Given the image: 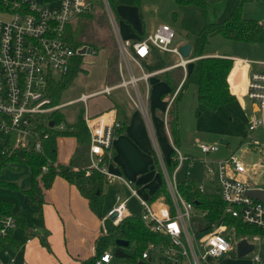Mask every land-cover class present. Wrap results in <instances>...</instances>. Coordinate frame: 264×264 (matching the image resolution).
<instances>
[{
	"label": "built area",
	"instance_id": "2783aa9c",
	"mask_svg": "<svg viewBox=\"0 0 264 264\" xmlns=\"http://www.w3.org/2000/svg\"><path fill=\"white\" fill-rule=\"evenodd\" d=\"M103 3L115 33L120 62L128 68V63L132 61L142 70L140 77L130 74L128 79H122L114 86H105L104 90L109 93L115 87L124 88L133 105L147 119L148 113L143 103L148 98L149 88L145 87L142 95L133 87L136 97H132L128 87L153 75L143 71L140 60L152 50L172 53L178 57V62L168 68L180 66L185 78L186 67L194 58L182 57L179 46H171L175 31L168 25L157 27L137 41L123 39L116 28V18L109 1L103 0ZM93 9L92 0H0V145L3 150L27 147L42 152V138L36 132V127L43 124V116L47 123L51 114L60 109L59 105L51 104L47 85L59 81L69 72L76 55L83 58L87 52V46L74 48L69 43L68 26L81 15L92 13ZM83 47L85 51L81 54ZM95 52L93 49L92 53ZM236 61L247 63L245 60ZM234 87L238 91H233L231 85L230 90L236 97H246L255 106V116L247 124V130L251 132L262 127L264 131V71L250 72L243 84ZM179 89L175 90L163 115L170 157L165 160L161 150L157 149L155 158L162 176L163 191L153 199L150 198L152 194L148 198L142 197L131 180L108 171L105 163L111 159L112 143L123 127L113 108L96 115L83 113L89 136V163L85 172L88 175L98 171L107 181H118L129 191L128 197L123 199L116 195L114 205L102 218V223L105 218H110L113 226H117L132 215L127 209L128 200L137 198L140 204L138 216L151 232L161 237V241L147 244L143 258H153L155 264H212L210 259L220 258L232 250L226 232L234 226L208 220V211L197 208L180 190L179 184L183 180L179 181L178 173L186 165L184 180H187L188 167L195 160L180 152L168 128L169 108ZM52 127L64 129L63 124ZM248 140L249 145L254 143L251 137ZM199 148L205 154L219 149L217 145L205 144H200ZM260 149L264 155V145ZM200 163L210 176L216 194L226 205L224 213L260 230L259 233L237 234L245 236L241 240L252 245L253 248L247 253L251 254L252 264H264V156L261 171L235 155L222 160L203 159ZM196 185L204 192L201 184ZM249 191L262 193L263 200L249 195ZM17 225L15 216L0 214V242ZM103 232L106 234V229L103 228ZM4 254L7 260L3 261L0 257V264L16 263L15 256L7 251ZM112 256L106 251L95 264L109 263ZM21 264L27 263L22 261Z\"/></svg>",
	"mask_w": 264,
	"mask_h": 264
},
{
	"label": "rangeland",
	"instance_id": "374dc122",
	"mask_svg": "<svg viewBox=\"0 0 264 264\" xmlns=\"http://www.w3.org/2000/svg\"><path fill=\"white\" fill-rule=\"evenodd\" d=\"M108 1L116 18L118 33L124 39L131 40L134 39V36H139L140 33L144 34L149 31H154L161 25H168L175 31L172 47L181 46L183 44H191L194 46L198 33L202 30L206 22L220 23L233 14L237 8H239L242 17L257 20L262 24L264 29V0H219L216 2L207 0L208 7L206 13L198 6L181 5L177 3L176 0H138V2L134 0ZM92 2L94 3V9L93 12L90 13L91 18H89L88 21L84 18V20H82L87 22L85 23L84 30H81L80 24H77L81 19L76 20L71 25L80 28V30H78L79 38H81L84 43L98 46H89L88 53L90 55L84 58L82 70L77 73L68 88L62 91L59 98L60 103L76 99L86 87L100 88L109 84L112 80L115 81L113 73L115 67L110 69V65V73H108L107 80H104L103 65H98L99 61L104 62L107 50L112 57L116 55L115 33L109 24L110 22L103 0H92ZM103 48H105L106 51ZM93 49L96 50L95 54L92 53ZM203 52L204 54L205 52L231 54L242 59H248L255 62L252 64L253 70L257 72L264 71V65L261 64V62H264V42L258 44L238 42L216 34L210 38ZM191 56L192 55H190V57ZM176 57L168 52L162 53L160 56L155 54V56L150 59V62L144 64V69L145 71L155 70L163 66L164 61L166 64L175 62ZM191 58L195 59L197 57ZM128 65L137 66L132 61L128 63ZM192 65L188 64L186 67L187 75L191 72ZM160 70L165 71L166 67ZM135 72L136 74L139 73L137 69H135ZM181 73L182 68L172 69L169 74L163 72L155 77L150 84L151 98L148 111L150 119L152 118L153 125L154 119L155 122L158 121V119L162 121V116L165 114L164 110H161L160 97L166 92V97L164 99H172L175 92H173L172 84L175 86L177 85ZM168 77H170V80H164ZM157 80H159V82ZM233 91H236V87H233ZM129 92L132 97H136L132 88L129 89ZM104 96L99 95L98 97L90 98L86 102L89 111L94 110V108L102 104ZM107 97L108 98H105L112 99L113 97L117 99L118 104L121 106L132 104L126 90L123 89H118L113 92L110 97ZM84 107L85 103L80 101L64 107L62 106L59 109V112H61L65 118L62 124L70 125L75 123L78 114ZM254 116L255 113L252 108V103L246 98L243 103L235 99L232 102L219 106L215 110L200 106L196 100V86L194 84L186 85L178 96L172 100V107L167 116L168 128L180 152L195 160L193 165L188 167V179H192L197 184H201L205 193L216 195V189L211 182L210 176L203 170L200 160H222L231 155H235L249 166H254L255 169L261 171L260 164H262L264 155L260 148L264 145V131L262 127H258L251 132L247 130V124ZM42 118L44 120L43 124H45L46 117L43 116ZM249 137L253 139L254 143L252 145H249ZM200 144H205L207 146L217 145L219 150L205 154L200 150ZM185 169L186 165H184L178 173L179 181L185 179ZM154 173L155 174H151L150 178L154 175V178H152L153 183L161 186V175H158L157 172ZM0 181L15 183L17 185V187L0 185V199L11 203L14 213L23 214L26 220L31 224L36 223L38 206L36 204H31L27 195L23 192V190H26L30 186V173L28 167L13 163L10 167H6L2 171L0 174ZM257 181H259L258 178ZM117 194L123 199L129 195V191L118 181L109 183L108 186L106 185L103 193L105 196L103 204L105 209L107 205L112 206ZM139 194L142 197H147L144 195L147 194V192L142 194V192L139 191ZM127 209L130 214L138 215L140 212V204L136 197H131L128 200ZM107 211L104 212V215H106ZM106 225L108 229L112 228L110 218L106 221ZM232 230V228H229L226 232V236L232 245V250L225 253L220 258L210 259L212 264H252L251 254H246L243 257L237 256V243L246 237L238 235ZM114 249V247H109L107 251L113 255ZM127 249L128 247L126 250ZM0 257L3 261L7 260V256L1 249ZM106 264L128 263L124 258L113 255L110 262Z\"/></svg>",
	"mask_w": 264,
	"mask_h": 264
},
{
	"label": "crops",
	"instance_id": "0c3cea01",
	"mask_svg": "<svg viewBox=\"0 0 264 264\" xmlns=\"http://www.w3.org/2000/svg\"><path fill=\"white\" fill-rule=\"evenodd\" d=\"M151 32L153 31L144 34L140 33L139 36H134V39L127 40L137 41ZM191 46L190 55L193 50V45ZM88 48L89 46H87V52L85 56H83L82 62L86 56L90 55L88 53ZM103 49L106 51L105 48ZM116 49L118 51L117 42ZM162 53L166 52L152 50L147 57L141 59L140 64L143 71L145 73H153V75L149 76L146 80H138L135 86H128L129 89L136 87L142 95L144 94L145 87L149 88L148 98L143 103L148 113L147 119H145L138 108L132 105L133 103H130L131 105L127 103L128 106H121L118 104V100L113 97L112 99H106L108 98L107 96L110 97L113 92L118 89H125L122 87H115L107 93L104 90L105 86H114L120 83L122 79H128L130 74L137 78L142 75V70L138 66L134 65V68V66L130 65L131 67L127 68V66H124L123 63L120 62V57L118 58V67L114 72L115 81L113 80V82L115 83L111 84L112 82H109V84L100 88L86 87L76 99L64 103L59 102L58 104L61 108L62 106L71 105L75 102H83L85 103V107L81 111L88 115L101 114L109 108L115 109L116 116L122 121L123 127L112 143L111 159L106 162L105 165L110 173L121 175L125 179L131 180L138 191H141L142 194L147 192V194H144L147 196L146 198L150 197V194L153 195L160 187L159 184L153 183L152 178H154V175L150 178L151 174H155L154 172L161 175L158 163L155 159L157 149L161 150L165 160L170 157V149L167 144V136L163 126V116L162 121L158 119V121L155 122L154 119V125L152 118L150 119L149 116L148 107L151 98L150 84L155 77L161 73L167 72L169 74L172 69L181 68L180 66L168 68L178 62V58L173 54L174 57H176L175 62L166 64L164 61L163 66L155 70L145 71L144 64L150 62V59H152L155 54L160 56ZM109 56V51L107 50L104 62H98V65H103L104 80H107L109 72ZM203 56L228 57L233 60L234 65L227 79L229 90L230 85L234 87L236 84H243L249 73L255 71L252 67V64L255 63L254 61L242 59L231 54L205 52ZM236 60H245L247 63H242ZM193 61L189 64L192 65ZM119 63H121L120 66ZM165 67V71L160 70ZM135 69L138 70V74H136ZM167 79L170 80V77L165 78L164 80ZM183 80L184 73L182 69L179 82L176 86L172 84V89L175 88L176 90L180 87ZM157 81L159 82V80ZM236 91H238V89ZM230 92L234 95L231 90ZM165 93L166 92L160 97L161 110H164V112L170 102V98L168 100L164 99L166 97ZM99 95H105L103 103L94 108V110L89 111L86 102L90 98H95ZM234 97L242 103L246 98L240 96L236 97L235 95ZM252 108L253 110L255 108L253 104ZM77 147L78 142L74 136H58L56 138V158L54 164L67 165L75 154ZM88 163L89 159L87 155V165ZM114 181L115 180L106 181L104 183L103 193L106 185L108 186L109 183ZM79 182L80 171L78 167L64 169L61 174L54 178L51 187L44 191V202L40 209L37 210V222L31 224L25 217L26 226L22 227L17 225V228L13 230L7 238L0 242V249L3 252L7 251L15 256V264H21L22 261H25L27 264H79L80 260L87 259L94 255L97 238L101 235H105L103 228L106 229L107 234L114 227L111 222L112 228L108 229L106 225L107 218H105L102 223V218L106 216L104 215V212L109 208L111 209L114 203L112 206L107 205L105 209L103 206L105 197L103 193L97 196L94 194L85 195L79 188ZM27 239H29V241H27ZM43 242H46L47 247Z\"/></svg>",
	"mask_w": 264,
	"mask_h": 264
},
{
	"label": "trees",
	"instance_id": "16d2710c",
	"mask_svg": "<svg viewBox=\"0 0 264 264\" xmlns=\"http://www.w3.org/2000/svg\"><path fill=\"white\" fill-rule=\"evenodd\" d=\"M134 1L138 2V0ZM216 1L219 0H213V2ZM176 2L181 5L198 6L204 13H206L208 7L207 0H176ZM83 18L88 21V19L91 18L90 13L83 14L77 19H81L77 23L80 24L81 30H84L85 23H87L86 21H82L84 20ZM78 30H80V28L77 26H68L67 39L74 48L83 45L98 46L84 43V41L79 38ZM216 34L238 42L251 44L264 42V29L262 24L257 20L242 17L239 8L220 23L206 22L204 24L202 30L198 33L191 54V57L197 58L193 61L191 72L184 78L176 97L186 85L194 84L196 86L197 102L200 106L211 110H215L219 106L235 100L234 95H232L229 90L227 81L234 65L233 60L228 57L203 56L204 47L208 44L210 38ZM117 52V49H115L116 55L113 57L110 55L108 60L109 67L111 65L110 69L115 67L114 72L117 69L118 63ZM81 66L82 57L81 55H76L69 72L59 81L48 83L47 94L51 98L52 105L59 104L62 91L68 88L77 73L82 70ZM113 83L115 82L112 80L111 84ZM173 91H175V88H173ZM171 107L172 103L169 111ZM51 120L54 121V125H58L62 124L65 118L61 112L54 111L47 123H41L36 127V132L42 138V152H37L35 149L27 147H13L3 150V146L0 145V174L6 167H10L13 163L27 166L30 173V186L26 190H23V192L27 195L31 204H36L38 206V210L44 202V191L51 187L54 178L61 174L64 169L72 167L79 168V188L85 195H101L103 193L104 183L107 181L104 175L98 171H92L88 175L85 172V168L87 167L89 136L83 120V111H80L75 123L64 125L63 130L50 127L49 124ZM44 135H46L45 138H43ZM58 136H74L78 142L76 152L67 165L54 164L56 158V138ZM172 164H174V162ZM44 168H46V170H44ZM196 184L194 180L187 179L181 181L179 187L187 200L193 202L197 208L208 211V220L219 221L229 226H234L232 227V231L236 234L260 232L258 228L244 224L238 219L225 214L224 209L226 205L219 196L217 194L211 195L200 191ZM0 185L17 187L15 183L4 181H0ZM161 191H163L162 185L154 192L151 198L153 199ZM0 214H11L16 217L19 226H26L25 216L21 213H14L11 203L1 199ZM116 239H124L129 243L128 249H125L128 256L124 257V260L128 264H155L153 258L145 259L142 257V253L149 242H159L161 241V237L151 232L138 215H130L124 218L107 234L99 236L95 242L94 255L87 259L80 260L79 264H95L96 260H98L109 247H116ZM43 244L47 247L46 242H43Z\"/></svg>",
	"mask_w": 264,
	"mask_h": 264
},
{
	"label": "water",
	"instance_id": "95a60500",
	"mask_svg": "<svg viewBox=\"0 0 264 264\" xmlns=\"http://www.w3.org/2000/svg\"><path fill=\"white\" fill-rule=\"evenodd\" d=\"M191 44H183L179 46V53L182 57H189L190 52H191ZM85 51V47L80 51L81 54H83ZM50 127L54 125L53 121H50ZM249 195H252L254 197H259L260 199L263 200V195L260 192L256 191H249ZM199 228H201V225H199ZM116 247L114 249L113 255L116 257H126L128 256V253L124 250L125 248L128 247L129 243L127 240L124 239H116L115 240ZM252 245L248 244L245 240H241L237 243V256L238 257H243L245 256L248 252L251 251Z\"/></svg>",
	"mask_w": 264,
	"mask_h": 264
}]
</instances>
